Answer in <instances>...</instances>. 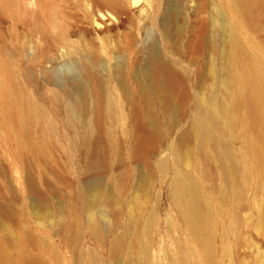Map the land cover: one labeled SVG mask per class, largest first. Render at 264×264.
Returning <instances> with one entry per match:
<instances>
[{
  "label": "rangeland",
  "instance_id": "rangeland-1",
  "mask_svg": "<svg viewBox=\"0 0 264 264\" xmlns=\"http://www.w3.org/2000/svg\"><path fill=\"white\" fill-rule=\"evenodd\" d=\"M118 2L126 15L116 17L93 0H0V62L8 66L26 100L40 111L38 117L24 120L19 104L10 113L0 101V264H85L88 253L96 256L98 264H136L139 251L134 240L142 237L147 226V235L143 236L147 241L148 264H170L171 257L185 248L198 252L171 197L170 184L177 167L194 176L202 175L201 168L195 165L192 154L175 160L172 150L178 135L193 118L196 99L217 90L226 3ZM143 24H147V32L140 31ZM133 26L140 28L134 30ZM129 30L136 37V43L129 45L131 50L121 38L122 32ZM241 40L248 50L258 51L264 58V8L256 10L255 25L242 30ZM83 43L101 57L99 64L103 68L97 65L96 69L102 77L108 72L116 74L123 66L130 77L137 73L145 75L147 57L156 49L185 78L182 80L188 87L187 98L181 105L169 96L170 113L176 120L171 122L166 139L156 141L160 150L163 148L157 159H166V169L163 173L153 165L144 192L137 191L134 176L130 182L115 177L123 170L121 166L114 175L87 171L89 157L82 136L85 120L73 117L67 102L71 92H87L86 81L78 73L91 54ZM115 59L122 64L119 70L115 68ZM104 82L107 95L125 100L127 92L117 88L115 79L112 88L110 81ZM128 82L131 90L133 83ZM86 100L92 104L89 97ZM159 100L154 97L152 105L161 119ZM126 111L117 107L114 122L105 120L104 125L108 129L124 128ZM242 137L236 130L234 137L229 138L231 146L240 149ZM128 144L123 140L125 148ZM113 146L109 149L111 159L119 151L113 150ZM125 148L123 157L129 151ZM137 165L132 164L135 168ZM248 165L242 194L231 203L233 214L225 213L216 229L214 264H264V189L259 169H254L250 162ZM210 170L203 176V184L215 196L221 190L219 176L216 169ZM96 177L104 190L112 184V178L117 179L118 197L114 206L103 202L101 212L92 215L101 224L99 235L88 226L90 218H94L88 217L80 197L83 188ZM135 196L138 208L124 206L126 202L133 204ZM120 204L124 206L121 212L112 214ZM122 233L123 244L114 251L112 242Z\"/></svg>",
  "mask_w": 264,
  "mask_h": 264
},
{
  "label": "bare ground",
  "instance_id": "bare-ground-1",
  "mask_svg": "<svg viewBox=\"0 0 264 264\" xmlns=\"http://www.w3.org/2000/svg\"><path fill=\"white\" fill-rule=\"evenodd\" d=\"M93 1L102 8L109 9L116 17L126 13L124 6L118 0ZM136 1L133 0V2ZM221 1L223 2V0ZM224 3H226L224 7L227 17L224 18L225 23L223 22L224 26H222L224 32L222 31V36H220L221 72L217 78V90L196 99L197 107L193 118L178 135L172 150L175 160L180 159L181 156L192 154L195 157V165L201 168L200 171H197L202 175L194 176L177 167L170 184L171 197L179 211L182 223L198 248V252L189 248L182 249L171 257L170 264L215 263L214 237L216 229L226 215L225 213L228 212L230 216L233 214L231 203L242 194V182L245 173H247L249 162L254 169H259V181L264 189V58L258 51L248 50L249 47L247 49V45L241 40L242 30L247 26L255 25V12L264 8V0H225ZM133 24L134 22L131 25ZM146 25L143 24L144 28L140 31H146ZM137 28L140 27L133 26L134 30ZM128 29L130 28L128 27ZM134 34V31L131 30L122 32L121 38L125 41L126 47L134 44L136 40ZM103 46H107L106 38L103 40ZM85 47L84 49L89 50L91 54L88 55L87 51L82 49L84 54L87 53L85 56L88 55V58L82 62L78 73L86 81L87 92L85 93L87 95L82 94L81 89H78L77 92H71L67 102L69 113L77 119L84 117L85 120L82 126V136L86 149L84 150L87 151L88 156H86L89 157L87 171L91 173L110 172L111 175H114L117 167L121 166L123 170L115 177L123 182H130L134 176L137 191L144 192L149 183L153 165L163 173L166 169V159H157V153L161 152L163 148L160 150L156 141L157 139H166L171 132V122L176 120L170 113L171 104L168 98L175 97L178 104L182 105L189 93L188 87L184 84L183 77L178 71L156 49L150 52L147 57L145 75L137 73L135 76L131 74L132 77H130V73L123 70V66L116 74L109 73L107 67L108 69L104 72H108V74L104 75L103 73L104 77H102L96 69L97 65L100 66V69L103 68V66L101 67L102 63L99 64L101 57H97V51L94 52L97 55L92 52V47H89L90 49H88V45ZM129 48L131 50V47ZM79 53L81 52L79 51ZM116 59L117 64L113 66L119 70L122 64L119 65L120 62H117ZM133 65H135V61ZM113 70L115 71V69ZM105 79L110 81V84L112 81L114 82V79L117 81L119 85L117 88L127 92L125 100H117L112 95L106 94ZM128 81L133 83L131 90ZM81 85L83 84L81 83ZM111 85L112 88L113 83ZM87 97L92 100L91 105L87 104ZM154 97L161 100L160 118L162 120L153 109L152 100ZM0 101L10 113H14L19 104V110L24 120H30L31 117L40 115L39 108L26 100L18 89L8 66L2 62H0ZM117 107L127 109L125 126L124 128L110 127L108 129L104 122L105 120L110 123L114 122ZM236 130H239L243 135L240 149L233 148L229 141V138L234 137ZM123 140L124 143H129L126 157H123L122 152V148H125L126 145H123ZM111 146H113V150L119 149L114 159L109 156ZM136 163H138V167L135 168L132 164ZM210 169H216L219 176L221 187L219 189L221 190H217L215 196L205 190L203 184V176L207 175ZM111 183L104 190L102 183L96 177L80 193V197L83 199L82 206L88 217L94 218H90L88 226L96 235L101 233V224L95 220L93 214L101 212L100 207L103 202L107 206H114L118 203L115 191L117 179L112 178ZM217 185L219 186V184ZM216 188L218 187L216 186ZM136 196L133 204L126 202L124 206L133 205L134 208H138L139 203ZM36 203L39 204L38 201ZM105 204L103 205L105 206ZM38 206L36 205V207ZM124 206L120 204L112 214H119ZM39 207L38 209H40ZM220 212L222 217H220ZM147 232L148 226L143 235L146 236ZM25 235L26 233H23L22 237ZM143 235L140 239L134 240V245L139 251L136 264L149 263L147 241ZM124 237L125 233H122L114 238L112 242L114 251L121 248ZM85 264H98V260L93 253H88Z\"/></svg>",
  "mask_w": 264,
  "mask_h": 264
}]
</instances>
